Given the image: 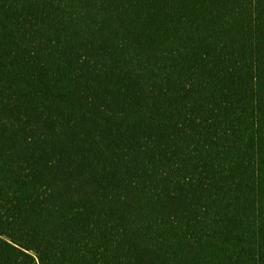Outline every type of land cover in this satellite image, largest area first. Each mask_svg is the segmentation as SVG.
Segmentation results:
<instances>
[{"label": "trees", "instance_id": "trees-1", "mask_svg": "<svg viewBox=\"0 0 264 264\" xmlns=\"http://www.w3.org/2000/svg\"><path fill=\"white\" fill-rule=\"evenodd\" d=\"M0 264H264V0H0Z\"/></svg>", "mask_w": 264, "mask_h": 264}]
</instances>
